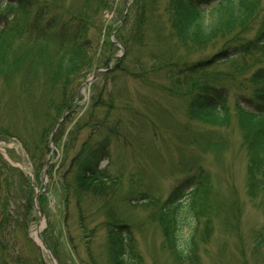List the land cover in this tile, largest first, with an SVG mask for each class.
Masks as SVG:
<instances>
[{
  "label": "rangeland",
  "instance_id": "rangeland-1",
  "mask_svg": "<svg viewBox=\"0 0 264 264\" xmlns=\"http://www.w3.org/2000/svg\"><path fill=\"white\" fill-rule=\"evenodd\" d=\"M44 1L29 0L34 5ZM134 1L109 0L108 9H99L88 26L90 44L84 40L87 54L76 49L81 58L84 56V63L72 75L57 80L53 79L54 70L53 76L46 77L48 73L40 65L39 74H31L37 62L34 57L45 44L29 37L39 8L34 6L12 19L0 13V27L4 25L8 32L1 52L12 68L0 75V152L19 164L35 194L46 196L38 208L35 206L28 232L15 231L16 241L10 239L0 246V264H52L35 241L37 232L41 240L47 234L55 246L58 255L51 253L57 264H109L102 207L115 202L123 223L133 232L142 264H264V177L256 176L257 181H253L250 175V152L244 137L251 124L235 104L240 91L246 88L245 92L252 93L251 76L264 67V48L262 53L239 57L208 71L210 79L218 70L240 74V78L230 82L228 119L219 127L201 124L188 116L187 97L170 89L176 80L168 76L164 65L170 60L192 63L211 50H187L167 35L169 26L160 19L162 0H148L147 11L150 8L156 13V18L151 14L145 21L150 34L146 30L142 43L132 40L129 12ZM40 23L35 22L36 26ZM245 35L251 37L254 31ZM56 42L45 44L52 65L62 53ZM115 68L119 71L114 72ZM180 80L184 81L183 77ZM63 98L68 102L74 98V107L60 111ZM92 110L104 126L78 129ZM113 127L110 153L100 169L106 170L110 179L121 180L108 186L99 181L104 187L98 198L79 194L81 166L91 161L90 152ZM43 134L49 153L37 181V170L21 137L39 140ZM195 167L203 168L206 183L195 196L196 218L189 219L182 232L183 242L196 233L195 253L183 260L166 235L171 215L161 204L172 194L175 199L186 193ZM141 193L159 200L156 204L135 201ZM84 213L89 229H94L89 251L79 225Z\"/></svg>",
  "mask_w": 264,
  "mask_h": 264
},
{
  "label": "trees",
  "instance_id": "trees-1",
  "mask_svg": "<svg viewBox=\"0 0 264 264\" xmlns=\"http://www.w3.org/2000/svg\"><path fill=\"white\" fill-rule=\"evenodd\" d=\"M44 1V0H42ZM47 0L34 5L29 0H16L14 2L0 0V13L9 19L17 18L20 14H27L34 6L37 11L29 37L36 42L50 44L56 39V44L62 49L59 54L58 63L52 65V60L47 55V45H41L40 54L34 59L35 69L31 74L37 76L41 71L39 65L45 69L46 77L53 76V79L60 76H69L78 70L84 63V56L87 54L84 49V40L90 44L87 32L89 25L98 15L99 9H108L109 0ZM161 12L163 22L169 26L168 36L176 39L177 43L187 50H202L211 53L203 59L192 61V63L180 64L174 61H167L164 68L168 76L174 77L171 88L173 92L182 98L187 97L189 117L196 119L201 124L221 126L228 119V105L230 97V82L240 78V74L233 75L216 71V76L209 78L208 71L216 66H221L239 57L262 53L264 48V6L263 0H162ZM148 0H135L131 6L130 19L133 24L130 27V37L140 43L145 41L147 19L151 14L146 9ZM150 2V1H149ZM30 3V4H29ZM2 16V17H3ZM40 21V24H35ZM146 21V22H145ZM91 31V30H90ZM254 31V35L247 37L245 34ZM5 26L0 27V75L2 71L10 72V61L5 60L2 55V48L6 44ZM150 34V33H149ZM153 36L155 34L152 32ZM159 35V34H158ZM8 37V35H7ZM131 38H128L130 44ZM132 43V42H131ZM68 45L64 48L63 45ZM87 48V46H86ZM76 49L83 50L84 56L78 54ZM83 60V62H81ZM81 62V63H80ZM17 64V61L15 62ZM49 71V72H48ZM119 71L118 68L113 70ZM110 74V72H106ZM113 73V72H112ZM183 77L184 81L180 78ZM254 88L252 93L240 91L235 104L239 114L244 113V118L249 119V128L244 137V143L250 152L249 172L253 181L256 176L264 177V67L258 68L251 76ZM31 79V77H30ZM111 82H113L111 80ZM261 85L258 87V83ZM72 101L63 98L59 104V110L64 111L74 107ZM104 104V100H102ZM88 120L82 123L80 128L84 129L91 125L93 129L104 126L103 120L95 118L92 110L87 114ZM86 115V116H87ZM85 116V117H86ZM60 120V119H59ZM58 120V121H59ZM58 123V122H57ZM57 123H54L55 125ZM80 125V124H79ZM115 127L108 131V135L95 145L90 152V162L83 163L77 179V192L88 194L94 197L101 196L104 185L99 181L109 184H118L121 177L112 178L106 170L100 169V163L110 153V137L114 134ZM46 134V133H45ZM45 134L31 140L22 138L25 149L28 151L30 160L37 170L35 178L40 180L39 172L44 165L48 155V139ZM83 149L81 154H84ZM89 167V169H88ZM90 172H89V171ZM196 170L190 180L191 184L181 197L173 199L170 195L161 207L164 212L171 215L169 228L165 232L173 241V248L176 254L183 260L193 256L195 253V236L193 232L190 240L182 241V232L188 228L189 219L195 216V196L199 188L206 183V176L202 167H195ZM89 174V175H88ZM35 188L25 177L23 172L8 163L0 154V246L4 247L7 240L16 241L14 232L24 231L27 233L34 222L35 209ZM46 196L39 195L38 202L45 200ZM186 198V199H185ZM185 199V202L183 201ZM135 201H145L156 204L159 199L151 197L147 193H141L134 198ZM185 203V204H184ZM184 208V210H180ZM104 211L101 224L106 231V245L109 256V264H142V256L136 246L133 232L123 223L119 206L113 205L102 207ZM182 211V213H180ZM82 213V211H80ZM184 212V213H183ZM87 213L81 214L79 219L80 230L85 235L88 251L91 249V241L94 229H89ZM125 228V229H124ZM128 228V229H127ZM43 241L54 255H58L55 246L49 242L47 234L43 235ZM7 262H5L6 264ZM8 264V263H7ZM94 264V263H93ZM97 264V263H96Z\"/></svg>",
  "mask_w": 264,
  "mask_h": 264
},
{
  "label": "water",
  "instance_id": "water-1",
  "mask_svg": "<svg viewBox=\"0 0 264 264\" xmlns=\"http://www.w3.org/2000/svg\"><path fill=\"white\" fill-rule=\"evenodd\" d=\"M46 248V247H45ZM47 249V248H46ZM51 259H52V261L54 262V259H53V257L51 256Z\"/></svg>",
  "mask_w": 264,
  "mask_h": 264
}]
</instances>
